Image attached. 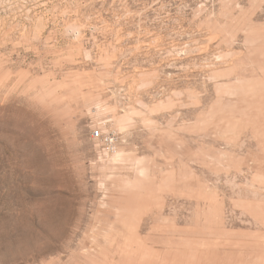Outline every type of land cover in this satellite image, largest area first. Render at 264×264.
Listing matches in <instances>:
<instances>
[{
    "label": "rangeland",
    "instance_id": "obj_1",
    "mask_svg": "<svg viewBox=\"0 0 264 264\" xmlns=\"http://www.w3.org/2000/svg\"><path fill=\"white\" fill-rule=\"evenodd\" d=\"M0 264H264V0H0Z\"/></svg>",
    "mask_w": 264,
    "mask_h": 264
},
{
    "label": "built area",
    "instance_id": "obj_2",
    "mask_svg": "<svg viewBox=\"0 0 264 264\" xmlns=\"http://www.w3.org/2000/svg\"><path fill=\"white\" fill-rule=\"evenodd\" d=\"M103 135L104 133L102 129H96L95 131L92 132V137L96 139L103 137Z\"/></svg>",
    "mask_w": 264,
    "mask_h": 264
}]
</instances>
